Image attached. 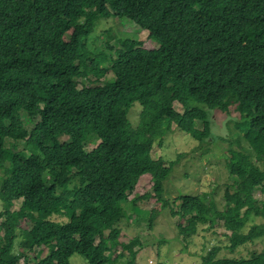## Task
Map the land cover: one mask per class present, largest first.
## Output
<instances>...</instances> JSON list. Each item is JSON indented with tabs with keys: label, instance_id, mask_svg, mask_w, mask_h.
<instances>
[{
	"label": "trees",
	"instance_id": "trees-1",
	"mask_svg": "<svg viewBox=\"0 0 264 264\" xmlns=\"http://www.w3.org/2000/svg\"><path fill=\"white\" fill-rule=\"evenodd\" d=\"M111 17L130 19L158 47L124 45L101 67L108 55L90 57L88 38ZM109 71L114 77L102 86H78L89 72ZM231 107L248 146L231 150L222 206L181 194L172 214L185 220L179 236L219 226L233 251L264 235V221L242 233L252 214L264 219V200L254 195L264 191V0H0V167L8 162L0 179V264H71L74 253L88 264L125 256L139 264L138 238L120 239L121 204L138 200L129 196L149 173L157 201L170 206L163 181L171 164L152 158L154 143L172 124L203 142L212 137L210 110ZM91 135L99 143L87 150ZM7 138L14 147L22 141L21 149L9 151ZM41 246L43 256L35 252ZM219 248L204 263L264 264V246L249 257H216Z\"/></svg>",
	"mask_w": 264,
	"mask_h": 264
},
{
	"label": "rangeland",
	"instance_id": "rangeland-1",
	"mask_svg": "<svg viewBox=\"0 0 264 264\" xmlns=\"http://www.w3.org/2000/svg\"><path fill=\"white\" fill-rule=\"evenodd\" d=\"M70 34L71 30L67 32V36ZM130 44L149 49L158 47L157 42L148 37L146 30H139L137 25L128 18H102L96 22L88 38V45L91 49L90 57L95 56L99 50H103L108 55L101 62V67L110 65L111 57L115 56L116 49ZM113 77L114 74L110 71L102 77L89 72L87 76L76 80L79 87L102 86ZM174 106L176 110L183 111V107L178 102H175ZM139 110L138 102H135L129 110L128 119L131 127L138 122ZM210 120L212 137L203 142L193 139L172 124L171 131L162 142L159 143L157 140L153 145L152 158L162 159L166 166L171 164V172L163 181V197L168 199L170 206L163 208L157 201L149 173L140 177L135 190L129 196L130 199L138 198V200L133 204L131 201L121 204L127 216L119 223L120 239L127 242L133 237L139 238L140 244H135L134 249L136 262L141 264H207L204 263L203 257H207L213 247H220L216 257H249L253 252H259L263 248L264 235L230 251L231 242L226 236L228 232L219 226L208 229L203 225L200 226L196 235L193 234L188 238L179 236L178 225L185 224V220L178 214H172L178 211L181 203L177 201V197L181 194L201 193L199 196L204 197L207 202L214 200L222 206L226 184L232 182V177L228 172L231 150L248 146L236 126L239 114L234 107H231L229 112L210 110ZM198 128H201V124ZM58 139L66 141L69 136L60 134ZM15 143L14 147L10 139L5 140L6 148H10L13 152L22 147V141ZM98 143L99 140L91 135L83 144L87 150H90ZM7 165L8 162L0 167V179L5 177ZM254 195L259 201L264 200V191L260 187L256 188ZM19 204V200L15 201L14 209H17ZM51 217L60 222L67 221L66 217L52 215L49 218ZM263 221L262 217L252 214L243 227L242 233H248L253 224H262ZM28 226V221L22 220L19 229H25ZM15 248H18L17 244ZM38 251L43 256L47 248L41 246L35 249V252ZM70 262L71 264H88L87 260L78 253L70 257ZM22 263L23 261L19 262V264ZM115 264H126V256Z\"/></svg>",
	"mask_w": 264,
	"mask_h": 264
},
{
	"label": "clouds",
	"instance_id": "clouds-1",
	"mask_svg": "<svg viewBox=\"0 0 264 264\" xmlns=\"http://www.w3.org/2000/svg\"><path fill=\"white\" fill-rule=\"evenodd\" d=\"M142 31H143V30H142ZM148 49H149V48H148ZM139 179H140V178H139ZM246 223H247V222H246ZM246 223H245V225H246ZM245 225H244V226H245ZM221 228H222V227H221ZM242 229H243V228H242ZM224 230H225V229H224ZM225 231H226V230H225ZM226 232H228V231H226ZM228 233H229V232H228ZM133 238H134V237H133ZM137 238H138V237H137ZM131 239H132V238H131ZM138 240H139V238H138ZM139 243H140V241H139ZM227 248H228V247H227ZM134 249H135V247H134ZM229 250H230V249H229ZM234 250H235V249H234ZM234 250H233V251H234ZM137 263H139V262H137ZM139 264H141V263H139Z\"/></svg>",
	"mask_w": 264,
	"mask_h": 264
}]
</instances>
